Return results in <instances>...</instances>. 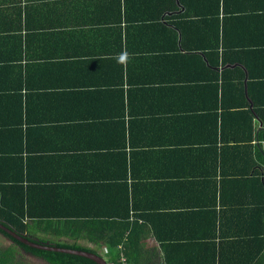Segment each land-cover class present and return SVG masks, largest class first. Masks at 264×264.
Instances as JSON below:
<instances>
[{"label":"crops","instance_id":"crops-1","mask_svg":"<svg viewBox=\"0 0 264 264\" xmlns=\"http://www.w3.org/2000/svg\"><path fill=\"white\" fill-rule=\"evenodd\" d=\"M216 8L220 54L264 52V0H0V150L21 160L18 187L28 208L22 222L32 239L106 253L73 233L120 212V188L126 179L132 185L120 155L137 150L128 147L129 124L135 144L153 137L180 144L176 128L144 133L141 127L174 123L179 91L171 97L165 90H173L182 66L172 32L180 40L177 28L190 26L187 39L203 54L212 43ZM198 64L197 79L204 76ZM253 73L264 74V64ZM152 88L161 89V97L144 99ZM207 103L211 95L192 102L197 108ZM204 138L196 134V141ZM134 165L139 179L181 174L166 163L153 172L142 169L139 158ZM232 194L228 189L225 198ZM158 200L181 202L170 194ZM145 246L157 243L148 238Z\"/></svg>","mask_w":264,"mask_h":264},{"label":"trees","instance_id":"trees-1","mask_svg":"<svg viewBox=\"0 0 264 264\" xmlns=\"http://www.w3.org/2000/svg\"><path fill=\"white\" fill-rule=\"evenodd\" d=\"M167 10H174V5ZM217 14L216 8L212 43L202 48L203 54L187 39L190 26L177 28L180 40L172 32L182 77L173 90L165 91L171 97L179 91L181 106L174 123L141 127L144 133L160 131L162 126L169 131L176 128L182 135L180 144L156 143L154 137L135 144V126L129 124L128 147L137 150L120 155L132 183L129 186L126 179L120 188V212L110 219L89 221L73 233L104 247L102 255L109 264H122V257L125 264H158V259L159 264H264V131L257 132L259 125L264 129V74L253 73L255 65L264 64V52L220 54ZM197 62L204 71L199 79L194 70ZM159 91L145 89L142 97L157 100ZM206 95H211L207 106L192 104ZM196 134H207V139L196 141ZM138 158L142 169L150 172L166 163L179 166L181 174L168 180L154 174L139 179L134 165ZM21 172L22 163L14 151L0 150V223L31 240L22 222L28 208L26 194L18 187ZM228 189L233 194L227 200ZM165 194L178 196L181 202H159L158 197ZM71 225L76 227V222ZM0 235L10 241L0 250V264H12L15 255L22 254L47 264H95L75 255L29 248L1 231ZM148 238L157 243L155 249L145 246ZM50 245L101 257L96 249L75 243Z\"/></svg>","mask_w":264,"mask_h":264},{"label":"water","instance_id":"water-1","mask_svg":"<svg viewBox=\"0 0 264 264\" xmlns=\"http://www.w3.org/2000/svg\"><path fill=\"white\" fill-rule=\"evenodd\" d=\"M261 131H264V129L261 127V125H259L257 132H261ZM0 231L6 234L11 240H14L32 249L47 251V252L64 253L68 255H75L78 257L88 259L95 264H107L105 259L93 253H88L85 251L74 250V249H67V248L57 247L55 245H50L47 243H38L36 241H32L28 239L25 234L22 235L16 234L11 229H9L8 226H5L4 224L1 223H0Z\"/></svg>","mask_w":264,"mask_h":264},{"label":"rangeland","instance_id":"rangeland-1","mask_svg":"<svg viewBox=\"0 0 264 264\" xmlns=\"http://www.w3.org/2000/svg\"><path fill=\"white\" fill-rule=\"evenodd\" d=\"M29 237L31 238L32 241L36 242H47V240L43 239V238H38V239H32L34 238V235H29ZM10 244V241L3 237L2 235H0V250H2L4 247H7ZM99 254H101V257L103 259H105V255H102V253H100L99 251H97ZM12 264H47L45 263L42 259L33 257L29 254H22L20 256L15 255V257L12 260Z\"/></svg>","mask_w":264,"mask_h":264},{"label":"built area","instance_id":"built-area-1","mask_svg":"<svg viewBox=\"0 0 264 264\" xmlns=\"http://www.w3.org/2000/svg\"><path fill=\"white\" fill-rule=\"evenodd\" d=\"M125 261H126L125 258L122 257V258H121V263H122V264H125ZM107 264H109V263H107Z\"/></svg>","mask_w":264,"mask_h":264}]
</instances>
